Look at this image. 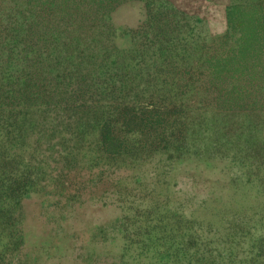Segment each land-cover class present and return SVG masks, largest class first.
Listing matches in <instances>:
<instances>
[{
  "label": "rangeland",
  "instance_id": "obj_1",
  "mask_svg": "<svg viewBox=\"0 0 264 264\" xmlns=\"http://www.w3.org/2000/svg\"><path fill=\"white\" fill-rule=\"evenodd\" d=\"M258 1L124 0L82 89L0 109V264H264V112L202 107L180 81ZM21 9L0 0L1 37ZM0 57L9 89L19 59ZM150 105L163 122L104 152L102 121Z\"/></svg>",
  "mask_w": 264,
  "mask_h": 264
},
{
  "label": "trees",
  "instance_id": "obj_2",
  "mask_svg": "<svg viewBox=\"0 0 264 264\" xmlns=\"http://www.w3.org/2000/svg\"><path fill=\"white\" fill-rule=\"evenodd\" d=\"M18 1L25 14L11 13L3 29L15 38L9 33L0 35V52H12L19 59L20 81L16 79L9 89L5 88L9 84L0 81V109L29 97L60 95L56 81L68 86L73 81L75 91L82 89L91 74L90 64L105 55L111 34L108 14L124 0ZM226 27L198 66L180 73L184 93L197 98L202 107L264 112V0L231 6ZM123 110L99 127L98 140L106 153L125 152L133 141H139L136 137L163 122L153 105Z\"/></svg>",
  "mask_w": 264,
  "mask_h": 264
}]
</instances>
